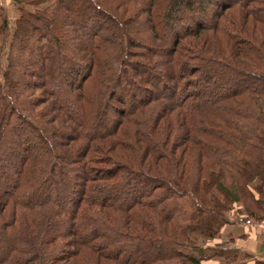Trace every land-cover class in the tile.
<instances>
[{
  "label": "trees",
  "instance_id": "16d2710c",
  "mask_svg": "<svg viewBox=\"0 0 264 264\" xmlns=\"http://www.w3.org/2000/svg\"><path fill=\"white\" fill-rule=\"evenodd\" d=\"M10 1L0 264H208L264 221V0Z\"/></svg>",
  "mask_w": 264,
  "mask_h": 264
},
{
  "label": "crops",
  "instance_id": "0c3cea01",
  "mask_svg": "<svg viewBox=\"0 0 264 264\" xmlns=\"http://www.w3.org/2000/svg\"><path fill=\"white\" fill-rule=\"evenodd\" d=\"M208 240L206 248H224L208 264H264V221L251 225L227 224L217 237Z\"/></svg>",
  "mask_w": 264,
  "mask_h": 264
},
{
  "label": "rangeland",
  "instance_id": "374dc122",
  "mask_svg": "<svg viewBox=\"0 0 264 264\" xmlns=\"http://www.w3.org/2000/svg\"><path fill=\"white\" fill-rule=\"evenodd\" d=\"M98 1H102V0H98ZM115 2H116V0H107V3H109L114 9H115ZM3 4H4L5 8H6V12H7L8 18H10V20H11L10 27L13 28V22L12 21L14 20V17L16 16L15 8L12 6V3H11L10 0H3ZM115 10L117 11L119 9H115ZM210 16H211V14H210ZM143 17H145V16L143 15ZM156 42H158V40H156ZM168 97H171V96H168ZM218 235H219V233H218ZM218 235H216L215 237H217ZM208 239H211V238H209V237L208 238H201V239L198 240V243H200L202 245V247H205L207 241H209ZM209 250L206 249L207 252L206 251H204V252L209 253L208 252Z\"/></svg>",
  "mask_w": 264,
  "mask_h": 264
}]
</instances>
